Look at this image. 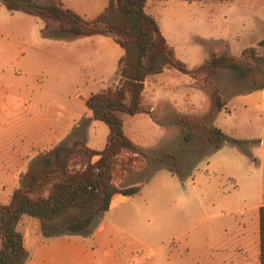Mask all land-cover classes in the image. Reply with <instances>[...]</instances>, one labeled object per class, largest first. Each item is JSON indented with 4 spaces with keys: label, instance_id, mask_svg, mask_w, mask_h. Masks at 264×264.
Listing matches in <instances>:
<instances>
[{
    "label": "rangeland",
    "instance_id": "374dc122",
    "mask_svg": "<svg viewBox=\"0 0 264 264\" xmlns=\"http://www.w3.org/2000/svg\"><path fill=\"white\" fill-rule=\"evenodd\" d=\"M68 1L76 8L87 2ZM161 1L163 4L160 0H149L147 10L161 20L169 44L189 68L199 66L213 54L226 53L238 59L242 50L249 47L264 55V0H233L257 5V11L252 12L255 21L252 17L251 30L245 35L239 32L237 20H226L221 16L228 12L227 7L222 6L226 5L224 1ZM98 8L87 14H95ZM208 12L211 17L207 16ZM43 27L41 17L11 13L0 1V34H3V38L0 37V89H4V92L0 90V148L5 141L8 150L6 154L0 152V203L8 202L13 189L24 179L29 163L39 152L50 151L59 143H69L74 138L102 149L109 133L105 123L96 121L99 129L87 112L67 133L63 115L49 111V107H60L66 102L81 84L82 76L88 74V69H78L59 58L57 53L61 54L64 47L52 44L49 39L66 38H54ZM117 69L111 77L99 80L100 89L117 84ZM170 71L176 76L155 75L146 80L143 103L150 108L155 123L147 116L135 127L150 136L143 137L149 144L142 147L148 156L139 154L126 171H114L113 180L120 187L149 184L145 185L147 190L144 192L148 197L146 206L141 203L144 213L138 218L140 225L134 231L149 245V252L165 247L162 255L177 252L178 259L185 260L192 254V247L188 250L189 244H184L187 241L194 242L198 249L199 255L195 258L208 260L176 261V264H260L259 231L255 224L248 225L241 213H232L231 203L211 200L204 184L196 190L189 188L187 181L196 173L213 182L223 178L220 172L206 170L205 160L211 147L194 151V144L183 141V130L175 119L183 112L198 116L208 112L213 102L211 93L216 89L226 101L227 109L212 119L213 125L241 139L264 135V100L260 95L264 92V65L253 64L243 78H238L230 68L217 69L208 76L198 74L195 78L174 68ZM78 90L83 92V88ZM38 111L37 121L24 123L30 112ZM122 116L124 120L128 119V115ZM134 117L131 116L132 122ZM227 144L247 155L244 169L251 168L252 174L259 172V164L253 166L250 161L257 143ZM173 151L177 152V164L172 159L154 158ZM130 155L132 153L123 152L121 158L125 160ZM233 196V203L237 204L235 198L238 200V195ZM137 199L132 200L136 202ZM207 229H212L210 238L216 244L214 250L207 248ZM157 259L132 264H157Z\"/></svg>",
    "mask_w": 264,
    "mask_h": 264
},
{
    "label": "trees",
    "instance_id": "16d2710c",
    "mask_svg": "<svg viewBox=\"0 0 264 264\" xmlns=\"http://www.w3.org/2000/svg\"><path fill=\"white\" fill-rule=\"evenodd\" d=\"M0 1L11 12L22 11L41 17L43 30L50 31L54 38L101 34L112 37L124 49L118 61L117 84L92 92L86 99L91 118L104 122L109 128L105 147L95 149L84 140L74 138L69 143H59L50 151L39 152L31 160L9 203H0V264L27 263L29 252L19 228L24 216L38 219L46 237H91L109 210L113 195L139 192L141 185L120 187L113 176L116 169L126 171L139 154L148 156L126 135L121 117V113H151L143 103L148 76L159 74L165 68H175L195 78L198 74L208 76L217 69L230 68L238 78H243L253 64L264 65V55L249 47L242 50L238 59L226 53L213 54L199 66L189 68L177 57L155 16L147 12L148 0H108L104 10L92 19L84 18L62 0ZM211 98V108L203 115L183 113L175 119L183 130V141L194 144L193 150L197 152L211 147L207 155L225 142H247L228 136L212 124V119L227 109V105L216 89ZM124 151L132 153L125 160L121 158ZM154 158L172 159L177 164L176 151ZM259 259L260 264H264V205L259 209Z\"/></svg>",
    "mask_w": 264,
    "mask_h": 264
},
{
    "label": "crops",
    "instance_id": "0c3cea01",
    "mask_svg": "<svg viewBox=\"0 0 264 264\" xmlns=\"http://www.w3.org/2000/svg\"><path fill=\"white\" fill-rule=\"evenodd\" d=\"M62 1L67 7L71 8L87 19L96 17L104 10L108 3V0H87L86 3L80 4L78 5L79 8H76L75 6L71 5L68 0ZM160 2L163 4L161 0ZM224 2L226 5L222 4V6H226L228 12H223L221 16L226 20H237V24L240 27L239 32L242 34L245 35L246 32H250V26L252 25L251 18L254 17L253 20L255 21V15L252 12L257 11L256 3L234 2L233 0ZM101 3L102 5L98 8ZM97 8L98 10L95 12V14H91V16L87 14L88 11H92ZM215 9L218 11L217 8H214V10ZM147 12L149 11L147 10ZM28 15L34 16L31 14ZM152 15L155 16L154 14ZM207 16L211 17L209 12L207 13ZM235 16H237V19H234ZM25 18L28 19V17ZM155 18L158 20V17L155 16ZM160 21L158 20L159 23ZM161 30L167 41H169V36L165 34L162 26ZM25 35H27V32H25ZM0 37L3 38V34H0ZM49 40L54 45L61 44L62 47H64L62 49V53L59 54L58 52L57 55L68 65L78 67V69H88V74L82 76L81 84H79L72 94H70L64 104H62L60 107H49V111H55L63 115L67 125L65 132L69 133L73 125L80 120L82 114L87 112V116H90V118L92 117V112L86 106V99L91 93L86 92L87 90L91 89L94 92L101 90L98 86L100 85L98 84L99 80L101 79L100 81H102V78L111 77L114 74L115 69L118 67V61L124 54V49L112 37L101 34L82 36L73 39L66 38L62 40ZM167 74H174V76H176V73L174 71H170V68H165L163 72L156 75L162 77L166 76ZM79 88H83L82 93L80 90H78ZM0 90L1 92H4V89L1 88ZM260 95L262 100H264V92L261 91ZM38 113L40 112H30L28 115L29 117L27 119L25 118L26 121H24V123H27V121H37L36 116H38ZM183 113L188 114L189 112ZM123 114L126 113H121L122 119ZM126 115H128V119H123L124 131L126 135L138 146L146 148L149 144L146 143L147 141L143 140V137L145 138L150 136L147 135V133L140 132V129L135 127V125L143 122V119L147 116L153 123H155V120L148 113ZM131 116H136V118L134 117L133 122ZM92 120L94 124L98 125L96 121L99 120ZM98 127L100 129L99 125ZM14 131H16V129ZM108 134L105 138L106 142ZM227 135L236 138L229 134ZM242 140H246L247 143L252 142L258 144L257 149L251 152L250 157V161L252 162L253 166L259 164L258 173L255 172L252 174L251 168L244 169L248 160L247 155L242 153L239 149H236L234 146L228 144L225 145L226 143H229L225 142L218 149L208 154L205 160L206 170H209L213 173L220 172L223 179L213 182L212 180H206V178H204L202 175L196 173L193 174L187 183L189 188H194L195 190L197 189V186L204 184L206 186V192L211 195V200H216L218 203H231L230 211L232 213H241L246 219V223L248 225L251 223L255 224L258 232L259 209L264 205V135L251 138H242ZM5 145L6 142L4 141L3 146L0 148V152L4 154H6L8 151ZM92 148L99 149L96 147ZM124 152H127L128 155L130 154L128 151ZM167 174L169 175L171 173ZM116 184L118 185V183ZM248 184H250V186H247ZM145 185H141L139 192L134 195H124L121 193L113 195L109 210L104 214L102 222L95 229L91 237H84L81 235H60L46 237L41 232L38 219L30 216H24L19 222V228L23 232L25 246L29 252V257L26 264H127V262L132 264L134 261H153L155 257H158L157 264H166L165 262L167 261H174V264H176V261H208L207 259H203V257L195 258L196 255H199V252H197L198 249L194 247V242L187 243L186 241L184 243L186 245L189 244V247H187L188 250L192 247V254L190 253V257H187L185 260H183L184 258L179 260L177 252L175 254L170 252L168 254L164 253L162 255V252H165V247L159 248L154 252H149V245L143 238H141L139 234H136L134 231V229H137L140 225L138 218L142 217L144 213V207L141 205V203L145 204L146 206L148 198L144 192L147 190L145 187H147L149 184L147 186ZM233 194H235V197L238 195V200L235 198L237 204L233 203ZM10 198L8 202L1 204H8ZM134 198H138L136 202L132 200ZM207 230L208 231H206V233L209 234V237H207V248L209 250H214L216 244L215 242L213 243V239L210 238V235H212V229ZM257 242L259 243V233H257ZM245 261L250 260L246 259Z\"/></svg>",
    "mask_w": 264,
    "mask_h": 264
}]
</instances>
